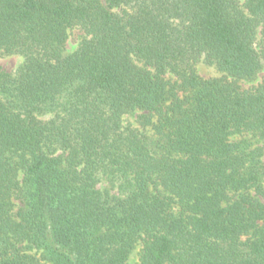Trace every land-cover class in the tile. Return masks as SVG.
I'll use <instances>...</instances> for the list:
<instances>
[{
	"label": "trees",
	"instance_id": "16d2710c",
	"mask_svg": "<svg viewBox=\"0 0 264 264\" xmlns=\"http://www.w3.org/2000/svg\"><path fill=\"white\" fill-rule=\"evenodd\" d=\"M10 55L0 264H264V0H0Z\"/></svg>",
	"mask_w": 264,
	"mask_h": 264
},
{
	"label": "rangeland",
	"instance_id": "374dc122",
	"mask_svg": "<svg viewBox=\"0 0 264 264\" xmlns=\"http://www.w3.org/2000/svg\"><path fill=\"white\" fill-rule=\"evenodd\" d=\"M78 36H79V32L75 31L73 35L70 37L68 46H67L69 50H72L75 48L77 44ZM21 61H22V58L20 56L10 55L7 57L0 58V65L4 67L6 70H12L15 67H17ZM199 71L205 77L215 76L218 74V72L213 67L208 66L204 63L200 64ZM129 264H138L137 258L131 259Z\"/></svg>",
	"mask_w": 264,
	"mask_h": 264
}]
</instances>
